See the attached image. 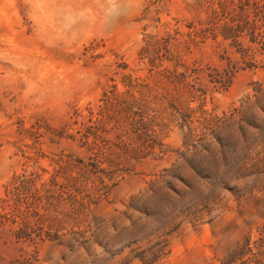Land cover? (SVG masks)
<instances>
[{
	"label": "rangeland",
	"instance_id": "rangeland-1",
	"mask_svg": "<svg viewBox=\"0 0 264 264\" xmlns=\"http://www.w3.org/2000/svg\"><path fill=\"white\" fill-rule=\"evenodd\" d=\"M0 264H264V0H0Z\"/></svg>",
	"mask_w": 264,
	"mask_h": 264
}]
</instances>
